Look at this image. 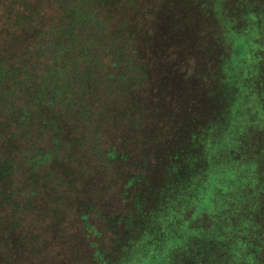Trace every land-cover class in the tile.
Listing matches in <instances>:
<instances>
[{"label":"trees","instance_id":"16d2710c","mask_svg":"<svg viewBox=\"0 0 264 264\" xmlns=\"http://www.w3.org/2000/svg\"><path fill=\"white\" fill-rule=\"evenodd\" d=\"M30 2L19 0L21 10L7 14V25L13 24L3 33L24 45L31 57L26 55L21 64L13 66L0 63L1 103L4 105L12 91L21 104L0 108L4 151L0 177L6 183L12 181V160L37 168L53 161L64 148H83L89 140L92 162L99 159L100 168L114 163L133 168L143 164L142 147L133 145L134 158L128 143L143 127L141 121L135 117L128 123L129 111L122 110L120 116L115 112L116 127L119 121L128 123V127H118L123 143L115 146L102 132L99 120L105 119L104 114H95L101 109L97 97L100 90L115 89L128 101L145 81L133 40L136 35L130 24L119 26L137 12L134 1L37 0L33 6ZM115 15L121 19L114 23ZM247 51L244 49L243 58ZM248 71L243 77L246 85L240 89L224 71L226 105H230L225 111H232L235 117L240 111L238 124L231 123L230 129L222 130L221 119L205 125L198 120L180 121L165 147L152 143L157 147H149L150 152H161L160 178L148 182L129 175L127 179L128 183L139 180L144 186L136 192L135 202V214L142 215L122 220L139 222L132 230L127 229L126 236L118 237L119 256L98 248L92 251L93 264H264V72L257 64ZM84 97H92L91 104L78 106L77 100ZM136 106L130 101L125 108L136 112ZM50 110L61 117L72 111L92 114V130L87 120L71 129L68 122L53 118L55 115L51 118ZM82 130L85 134L75 136ZM162 133L157 128L153 136L160 140ZM28 150L34 154L25 159L23 152ZM142 207L146 210L141 212ZM118 221L113 224L110 220L109 226L115 227Z\"/></svg>","mask_w":264,"mask_h":264},{"label":"rangeland","instance_id":"374dc122","mask_svg":"<svg viewBox=\"0 0 264 264\" xmlns=\"http://www.w3.org/2000/svg\"><path fill=\"white\" fill-rule=\"evenodd\" d=\"M133 1L137 12L127 16L129 23L122 21L119 26L130 24L136 35L133 40L136 39L137 61L146 73L145 81L133 90V99L128 101L126 95L122 100L123 94L115 89L100 90L97 97L101 109L95 114H104L105 119L99 120L103 123L102 132L107 142L115 146L123 143V134L117 132L122 122L116 127L115 112L119 111L120 116V112L129 111L128 123L135 117L141 121L143 127L129 136L132 138L128 143L134 158L137 154L133 145L139 143L144 163L134 168L125 163L100 168L99 159L92 162L90 140L83 148H64L53 161L37 168L15 164L11 158L12 181L6 183L0 177V264H93L92 251L98 248L119 256L118 237L126 236L127 229L132 230L139 222L131 219L134 221L124 223L122 219L142 215L135 214V202L138 203L136 192L144 190V186L139 180L128 183L129 175H138L140 181L145 178L148 182L161 176V152H150L149 147H157L152 143L165 147L180 121L198 120L205 125L221 119L222 130L240 121V111L236 117L232 111H225L230 105H226L228 85L224 71L234 79L237 89L245 87L244 78L252 65L257 64L264 72V0ZM36 2L31 0L30 5ZM242 4H246L243 10ZM19 5V0H0V63L11 66L21 64L27 55L24 45L3 34L13 24L7 25V14L21 10ZM119 19L115 15L114 23ZM244 49L248 51L243 58ZM9 92L4 105L0 101V108L21 105ZM90 100L92 97L79 98L77 105ZM130 101L139 105L136 112L125 108ZM48 114L68 122L71 129L78 122L91 121L92 130V114L84 116L72 111L61 117L52 110ZM128 123L123 125L128 127ZM157 128L164 134L160 140L153 136ZM74 134L80 137L85 133L82 130ZM3 153L0 144V160L4 159ZM33 154L32 150L23 152L25 159ZM151 195L152 191L147 202ZM117 218L115 227H110V220L114 224Z\"/></svg>","mask_w":264,"mask_h":264}]
</instances>
